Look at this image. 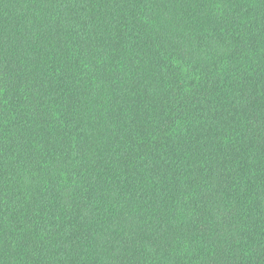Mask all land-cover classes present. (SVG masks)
I'll use <instances>...</instances> for the list:
<instances>
[{"label":"trees","instance_id":"obj_1","mask_svg":"<svg viewBox=\"0 0 264 264\" xmlns=\"http://www.w3.org/2000/svg\"><path fill=\"white\" fill-rule=\"evenodd\" d=\"M0 264H264V0H0Z\"/></svg>","mask_w":264,"mask_h":264}]
</instances>
